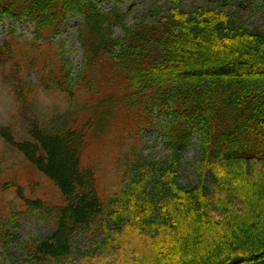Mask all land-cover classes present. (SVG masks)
Here are the masks:
<instances>
[{"label":"trees","instance_id":"trees-1","mask_svg":"<svg viewBox=\"0 0 264 264\" xmlns=\"http://www.w3.org/2000/svg\"><path fill=\"white\" fill-rule=\"evenodd\" d=\"M105 1L0 0V19L32 24L35 34L20 41L12 29L0 45V70L12 72L19 104L29 109L41 89L71 103L53 129L30 121L28 141L0 130L60 195L55 227L26 244L23 264H74L80 231L105 236L96 264H264V34L234 28L228 8L241 0L192 14L174 0L169 14L136 26L119 8L103 10ZM71 15L84 56L76 81L63 43H53ZM23 68L37 72V84L19 76ZM154 113L168 120L172 163L121 162L118 182L101 188L88 161L94 145L111 132L138 134ZM197 131L200 183L185 187L180 152ZM10 186L22 189H2ZM19 201L23 214L0 217V242L9 223L43 207Z\"/></svg>","mask_w":264,"mask_h":264},{"label":"rangeland","instance_id":"rangeland-1","mask_svg":"<svg viewBox=\"0 0 264 264\" xmlns=\"http://www.w3.org/2000/svg\"><path fill=\"white\" fill-rule=\"evenodd\" d=\"M174 0H107L101 4L103 10L119 8L127 18L130 26H136L151 13L158 17L169 14ZM182 11L192 14L195 10H215L220 8L218 0H179ZM233 26L236 30L258 31L264 34V0H241L228 8ZM80 19L71 15L61 33L53 38L54 44L63 43L69 57L68 68L73 72V79L79 76L83 68V50L79 43ZM16 31L20 41L32 40L35 37L33 25H19L9 19H0V45L6 40L10 30ZM117 36L121 35L119 27L114 28ZM10 70H0V130L11 131L16 142L29 140L30 121L36 120L40 126L55 128L60 120L69 112L70 102L62 94L51 89H41L30 108L19 104L13 89L14 76ZM19 76L28 82L38 83V74L23 68ZM11 80V81H10ZM74 81L72 83H74ZM154 121L142 127L138 134L128 133L122 138L111 132L95 144L88 161L98 169L100 187L111 188L118 182L121 172V162L132 165L139 158L150 162L171 164L175 156L174 149L164 138L167 119L154 113ZM113 130V129H112ZM119 130V129H118ZM114 131V130H113ZM202 133L197 131L193 135L192 145L180 152V184L193 187L200 183L198 162L200 151L198 143ZM15 180V181H12ZM210 180H207L209 185ZM21 185L20 193L16 187L7 184ZM38 198L43 207L37 212H31L32 217L19 219L16 223H9L8 239L0 242L1 264H23L29 259L26 244L33 239L47 236L56 225L55 209L60 200L58 191L40 174L30 170L21 153L6 144L0 136V217L7 215V209L16 215L23 214L20 197ZM103 232H78L72 242V261L74 264H96L104 250Z\"/></svg>","mask_w":264,"mask_h":264}]
</instances>
